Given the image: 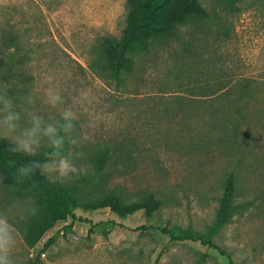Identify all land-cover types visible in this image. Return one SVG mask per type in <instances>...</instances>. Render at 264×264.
I'll list each match as a JSON object with an SVG mask.
<instances>
[{
	"label": "rangeland",
	"instance_id": "obj_1",
	"mask_svg": "<svg viewBox=\"0 0 264 264\" xmlns=\"http://www.w3.org/2000/svg\"><path fill=\"white\" fill-rule=\"evenodd\" d=\"M199 1L208 16L179 25L118 82L89 62L103 37L124 33L128 0H0V34L14 28L25 48L19 78L17 66L5 72L14 47L0 42V137L19 147L36 118L34 153L54 137L49 126L62 129L70 148L43 171L69 186L87 173L97 179L94 155L110 146L105 180L93 189L100 202L115 191L126 202L151 193L161 200L151 215L81 202L78 219L58 220L29 247L24 220L38 208L9 195L0 174V221L11 233L5 264H230L228 254L236 264H264V0ZM69 110L74 119L66 121ZM10 113L19 114L15 129ZM61 159L78 172L61 177ZM231 174L237 210L215 236L228 254L163 232L207 231Z\"/></svg>",
	"mask_w": 264,
	"mask_h": 264
},
{
	"label": "trees",
	"instance_id": "obj_2",
	"mask_svg": "<svg viewBox=\"0 0 264 264\" xmlns=\"http://www.w3.org/2000/svg\"><path fill=\"white\" fill-rule=\"evenodd\" d=\"M127 28L118 36H106L101 39L92 51L89 66L98 74L122 82L125 73L134 71L137 58L149 53L155 45L165 46L177 35L179 25L188 24L194 16H208V10L199 0H128ZM0 42L4 49L14 47L13 56H9L10 65L5 72L14 75V67H19V78L24 76L22 66L25 61L22 35L14 28L4 26L0 34ZM14 68V69H13ZM13 70V71H12ZM54 138H63L64 144L60 149L52 145ZM52 140L43 145L40 152L31 154L13 152L16 144L7 136L0 137V174L4 188L15 198L31 200L38 208L24 220V240L29 247H36L58 220L73 216L78 219L74 209L86 202L89 207L110 206L120 215H127L144 208L148 215L155 213L161 207V200L151 193L140 200L126 202L118 192H113L106 203L100 202L93 190L105 180L104 171L114 151L107 146L103 151L94 155V165L98 178L87 173L81 175L76 185H65L62 181L52 180L42 168L21 175L24 165L38 162L47 165L55 156L64 155L70 148L64 131L59 129ZM237 179L231 174L225 184V192L214 224L205 232L185 229L180 226L163 227L173 240H196L210 247L217 248L221 253L228 254L215 241V236L221 228L230 221L237 210L235 204ZM71 226V225H70ZM69 226V227H70ZM55 241L52 237L43 244L38 258ZM230 264H236L228 254ZM34 264V263H32Z\"/></svg>",
	"mask_w": 264,
	"mask_h": 264
},
{
	"label": "clouds",
	"instance_id": "obj_3",
	"mask_svg": "<svg viewBox=\"0 0 264 264\" xmlns=\"http://www.w3.org/2000/svg\"><path fill=\"white\" fill-rule=\"evenodd\" d=\"M55 99L58 100L59 97L57 96V97H55ZM63 118L66 121H70L71 119H74L73 114L70 110L65 111L63 113ZM6 120L9 122H13V123H10V127L15 129L17 127V125L14 122L19 120V114L18 113H10L6 117ZM34 124L36 125V127L31 129L30 131L25 132L24 136L17 139L16 143L19 145V147L13 148V149H11V151H13V152L22 151V152L28 153V154H31L34 151L33 144L35 143L34 137H35V133L37 131L38 125H39L38 119L34 118ZM56 132H57V129L55 127L49 126L46 129L45 134L48 136H55ZM63 144H64L63 138H54L52 140V145L56 149H60ZM42 167L47 168L48 166L46 164L41 165L38 162H32L31 164L22 166L20 169V172H21V175H25V174L32 172L34 169L42 168ZM54 170L57 171L61 177H65V176H68L72 173L78 172L77 167L75 165L70 164L67 159H61L58 163L57 168ZM0 225H2V226H0V253H6L8 251L7 244L9 242V240L11 239V233H10V230L7 226L6 221H0ZM0 264H5L3 257H0Z\"/></svg>",
	"mask_w": 264,
	"mask_h": 264
}]
</instances>
